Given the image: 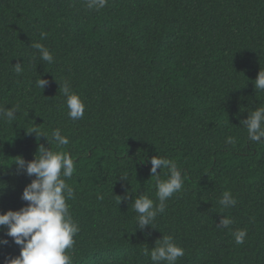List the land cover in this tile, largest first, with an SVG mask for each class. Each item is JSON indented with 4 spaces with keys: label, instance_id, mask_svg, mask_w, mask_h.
Segmentation results:
<instances>
[{
    "label": "trees",
    "instance_id": "obj_1",
    "mask_svg": "<svg viewBox=\"0 0 264 264\" xmlns=\"http://www.w3.org/2000/svg\"><path fill=\"white\" fill-rule=\"evenodd\" d=\"M260 71L264 0H108L100 11L84 0H0V106L17 107L14 121L0 120V213L26 205L22 192L34 177L13 162L33 160L42 144L75 162L66 180L80 227L73 264H151L144 249L163 235L185 249L177 264H264V144L249 141L241 123L264 106L254 86ZM39 77L49 81L44 89ZM65 81L86 106L80 120L67 115ZM33 126L50 140L60 129L69 144L38 140L27 133ZM230 136L235 146L225 144ZM155 155L177 164L184 187L154 228L136 230L134 199L159 203ZM225 191L234 207L219 203ZM223 216L228 228L218 226ZM241 229L247 236L236 244ZM5 233L0 264L20 253Z\"/></svg>",
    "mask_w": 264,
    "mask_h": 264
},
{
    "label": "clouds",
    "instance_id": "obj_2",
    "mask_svg": "<svg viewBox=\"0 0 264 264\" xmlns=\"http://www.w3.org/2000/svg\"><path fill=\"white\" fill-rule=\"evenodd\" d=\"M87 9L100 11L108 4V0H84ZM46 34L41 33V38ZM32 47L39 53V58L48 64L54 63V57L48 47L41 43H34ZM17 74L22 73L21 63L13 65ZM256 90L264 91V71H260L254 81ZM49 84L47 79L39 77L36 86L44 89ZM65 104L67 115L72 120H80L85 114V104L79 94L75 93L70 82L59 85ZM17 107L6 108L0 106V120L12 122L16 119ZM241 123L247 131L249 141L264 144V106L249 111L246 119ZM28 134L35 133L39 140L45 136L49 143L55 141L56 146H67L69 138L61 134L60 129L52 132L51 140L39 127L33 126L27 130ZM226 145L235 146L236 138L228 137ZM17 166V173L34 177L22 192L21 199L26 205L19 210H8L0 213V228L6 229L5 235L12 238V242L20 247V253L15 257H5L3 264H73L71 250L76 243L75 237L80 227L73 220L67 201L74 197L72 187L66 183L73 176L75 162L68 153L52 151L44 145H39L35 158L25 161L16 157L13 162ZM150 174L156 178L158 204L146 195H140L132 202L133 210L138 214L136 230L154 228L157 215L163 213L166 201L184 187L183 171L177 164L165 157L152 156L150 158ZM167 169V179H160L158 169ZM123 178V177H121ZM125 179V178H123ZM120 197V196H119ZM103 199V197H99ZM126 198V197H125ZM122 198L119 200V204ZM219 203L224 208L234 207L237 200L231 192L225 191ZM232 219L223 216L218 226L228 228ZM247 236L246 230L234 233L236 244H243ZM6 238H0V246L8 245ZM144 255L149 256L151 264H177L179 258L185 255V249L179 246L170 235H163L156 241L152 249L145 248Z\"/></svg>",
    "mask_w": 264,
    "mask_h": 264
}]
</instances>
